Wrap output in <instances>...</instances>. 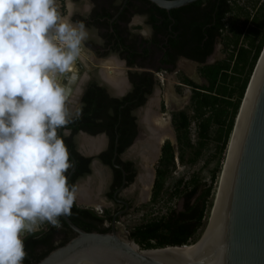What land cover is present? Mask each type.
I'll list each match as a JSON object with an SVG mask.
<instances>
[{
	"label": "trees",
	"instance_id": "trees-1",
	"mask_svg": "<svg viewBox=\"0 0 264 264\" xmlns=\"http://www.w3.org/2000/svg\"><path fill=\"white\" fill-rule=\"evenodd\" d=\"M239 1L241 0H197L166 12L146 0H141L150 8L149 10L137 8V13L147 17L146 22L152 27L154 34L167 37L165 57H169L168 51L171 48L173 56L183 55L191 61L202 64L213 51L217 40L228 53L225 58L212 64L198 66L197 72L203 79V84L198 85L182 77L181 83L190 88L187 107L189 111L179 110L170 113L175 144L179 152L178 160H182V155L187 150L191 155L187 162L193 164L202 149L208 143H213L215 162L210 170L209 183L203 185L194 178H190L188 182L183 178L175 180L170 194L171 197L179 195L184 188L185 191L181 194L182 209L180 211L172 209L164 216L131 231L128 237L139 249L190 245L204 226L203 219L211 206V202L207 201L214 195L213 183L220 173L222 165L220 161H223L226 153L233 121L251 71L264 44V0H245L247 6L242 7L237 5ZM101 12L108 17L112 16V13L106 10ZM228 14H231L232 19L226 24L225 17ZM157 16L161 18L158 24H156ZM152 40L156 41L154 37ZM159 41L161 40H157ZM184 47V51L179 49ZM169 61H172L171 56L166 60ZM142 101L143 99L134 103L131 96L107 99L102 94V89L87 88L79 115L72 117L70 122L61 128L70 131L68 137L62 135L61 137L76 161L69 184L88 173L89 161V158L81 157L74 152L71 137L78 131L88 135L105 132L112 140L115 131L118 135V152H121L135 134L134 118L130 110ZM191 122L195 125L194 142L189 135ZM173 158V147L165 141L155 168L154 199L162 189V179L168 173ZM199 188H201L200 193L191 201ZM71 211V215L66 217L83 231L106 232L99 228L102 218L94 212L79 208L75 204ZM59 220L60 228L47 224L43 229L23 237L27 253L23 264L36 263L73 236L61 217Z\"/></svg>",
	"mask_w": 264,
	"mask_h": 264
},
{
	"label": "clouds",
	"instance_id": "clouds-1",
	"mask_svg": "<svg viewBox=\"0 0 264 264\" xmlns=\"http://www.w3.org/2000/svg\"><path fill=\"white\" fill-rule=\"evenodd\" d=\"M93 7L84 0L82 14ZM64 9L61 14L56 0H0V264H23L22 233L45 223L60 228L59 218L71 215L76 200L57 131L72 118L58 77L76 72L89 31L82 21L71 22L79 11L73 0H64ZM146 19L134 15L129 27L150 39Z\"/></svg>",
	"mask_w": 264,
	"mask_h": 264
},
{
	"label": "flooded vegetation",
	"instance_id": "flooded-vegetation-1",
	"mask_svg": "<svg viewBox=\"0 0 264 264\" xmlns=\"http://www.w3.org/2000/svg\"><path fill=\"white\" fill-rule=\"evenodd\" d=\"M90 3L94 5L90 14L85 15L75 12L74 21H82L89 31V38L82 47L85 46L84 48L87 49L86 56L93 63H85L80 56L78 58L80 62L76 61L77 66L80 68L79 72L75 73L78 80L71 79L72 84L69 83L68 79L73 78V73L61 74L58 77L59 82H62V86L68 92V98L73 95V99L67 101L72 117L77 116V110L80 111L84 93L88 87L102 89V94L107 99H122L131 96L134 103L139 102L141 99L143 101L130 110L131 116L134 118L135 134L121 152H118V135L115 134V131L112 140L105 132L90 135H102L101 140L89 139L100 141V145L97 147L98 151L92 155L84 154L85 151H90V148L88 150L85 147L80 149L79 131L71 137L74 152L81 157L89 158L87 163L88 173L72 183L76 188L74 204L101 217L100 229L106 232L123 230L128 236L137 227L157 219L146 218V212L143 210L144 205L157 199L153 198L155 168H151L154 164L148 167L142 157L135 154L134 151L136 143L141 140L143 134L153 133L155 129L150 118L146 117V110L149 109L151 113H163L161 112L164 109L163 104L156 98L155 93L157 74L158 72H173L179 66H186V62H192L197 66L201 65L185 58L183 55L173 56L171 48L168 51L169 57H165L167 37L158 33L154 34L153 30L150 39H145L139 34H133L129 27L131 18L134 15L145 16L137 13V8L143 10H149L150 8L148 4L141 2V0H90ZM101 10L112 13V16L103 15ZM156 19L158 20L156 24L161 22L159 16ZM145 23L149 25L146 21ZM153 37L156 41L152 40ZM157 40L161 41L157 42ZM179 49L184 51L185 47ZM170 56L172 61L166 62L167 59H170ZM109 58L114 60L117 66H120L121 79L123 80V88L120 91L106 79L104 68L99 67L105 66L103 62ZM83 71H85V76L80 75ZM74 91H76L75 94ZM66 130L70 133L68 129L60 128L58 135L68 137L70 134L64 136ZM164 142L160 145V154ZM67 150L70 153L68 148ZM160 154L153 163L157 164ZM70 155L72 156L71 153ZM74 163L75 170V159ZM150 172L154 174L152 179ZM146 174L148 176L143 182L141 178ZM144 184H149L150 188L148 190L143 189ZM80 192H85L86 197L90 198L89 201L93 203L82 201L79 197Z\"/></svg>",
	"mask_w": 264,
	"mask_h": 264
},
{
	"label": "water",
	"instance_id": "water-1",
	"mask_svg": "<svg viewBox=\"0 0 264 264\" xmlns=\"http://www.w3.org/2000/svg\"><path fill=\"white\" fill-rule=\"evenodd\" d=\"M146 1L168 12L197 0ZM208 57L201 66L213 63ZM169 133L168 141L173 144L174 133L172 130ZM78 135L80 144L81 138L102 139V135L90 136L81 131ZM227 144L208 219L192 244L139 249L123 233L83 231L61 216L73 236L34 264H264V44ZM97 151L98 148L84 154ZM69 158L73 166L66 175L68 180L75 164L70 153ZM150 177H154L152 172ZM25 235L22 233V237Z\"/></svg>",
	"mask_w": 264,
	"mask_h": 264
},
{
	"label": "rangeland",
	"instance_id": "rangeland-1",
	"mask_svg": "<svg viewBox=\"0 0 264 264\" xmlns=\"http://www.w3.org/2000/svg\"><path fill=\"white\" fill-rule=\"evenodd\" d=\"M73 2L77 5L79 9V11H77L76 13L82 14L83 7H84V0H73ZM245 2H246L245 0H241L237 3V5L241 7L247 6ZM56 6L58 8V11L61 14L65 13L64 0H56ZM232 6L233 8H235L234 5ZM252 12L253 11H251V13ZM76 13H74L71 17L72 23H75L74 19L76 17L75 16ZM232 13L234 14L235 12L233 11ZM230 19H232V16L231 14H228L225 17L226 24L229 22ZM239 23L240 21L237 22V25ZM84 42H82V46ZM84 47H82L81 49L82 51L81 57L83 58V61L85 63H93L90 59L87 58L86 56L87 49H85ZM227 54H228L227 51L224 50L220 41L217 40L216 43L214 44L213 51L211 52L208 58H211L212 62H215V61L225 58ZM106 61L107 62L112 61V59L109 58L108 60H105L103 62V65H105ZM186 63H187L186 66H179L175 68L173 72H170V73L169 72H158L157 74V84H156V89H155L156 91L155 93L157 96L156 98L160 100L163 104L164 109L161 111L163 112L161 114H163L167 119L169 117V125L172 131H173V127L171 126V122H170V113L176 112L179 110L189 111L187 107L189 103L190 88L181 83L182 77H186L198 85L204 83L203 79L198 75V72H197L198 66L192 62H186ZM99 67L104 68V66H99ZM81 76H85V71L81 73ZM68 99L72 100L71 98H68ZM189 135H190L191 140L194 142L196 134H195V125L193 122H191L189 125ZM168 139L169 138H166L164 139V141ZM172 147L174 151L173 163L170 166L168 173L162 179V189L156 200L143 206V210L146 212L145 216L148 219L162 217L166 213H168V211L172 209L176 211H179L182 209L183 199L181 197V194L183 191H185L184 188L181 189V193L179 195L177 194L171 197V194H170L173 190L174 185L172 186V184L175 182V180L179 178H183L185 182H188L190 178H194V179H197L200 184L204 185V184L209 183L210 170L213 168L214 162H215L213 158L214 146L212 142L208 143V145L202 149L200 156L195 160L193 164H188L187 162L188 158L191 157L190 153L187 150L184 152L185 154L182 155V160L180 161L178 160L179 152L177 150L175 142L172 144ZM224 157H225V154H224ZM223 161H220L222 165H223ZM153 164H152L153 167L151 169L156 168L155 166L156 163H153ZM222 165L220 166V171H221ZM218 178H219V175L217 176L215 182L213 183L214 193L216 191ZM188 187H190V184L188 185ZM200 190L201 188H199L197 193L192 197L191 201L196 199V197L200 193ZM213 198H214V195L212 197H209L207 201L208 203L211 202V206L209 207L208 214L203 219L204 226L206 224L209 211L212 207ZM202 229L198 231V235L200 234ZM119 232L127 236V234H125L123 230Z\"/></svg>",
	"mask_w": 264,
	"mask_h": 264
},
{
	"label": "bare ground",
	"instance_id": "bare-ground-1",
	"mask_svg": "<svg viewBox=\"0 0 264 264\" xmlns=\"http://www.w3.org/2000/svg\"><path fill=\"white\" fill-rule=\"evenodd\" d=\"M81 49H82V45H81ZM77 61L80 62L78 59H77ZM76 63H75V67H76L75 73L79 72V70H80V68L77 66L78 63L77 64ZM103 70H104V74L106 73V75H105L106 79L109 80L110 83H112L118 91H120L123 88V80L121 79V69L119 66H117V63H115L113 60L108 61L107 63H105ZM75 73H73V78L68 77L69 83H71V84L73 82V81H71V79L72 80L73 79L78 80L77 79L78 76ZM80 75H81V73H80ZM60 83H62V82H60ZM69 88H71V87H69ZM75 93H76V91H74V94ZM72 96H71V99H73ZM149 112H150V110L147 111L146 117L150 118L155 129H154L153 133L150 132V133L143 134V137L140 138L141 140H139L136 143V145L134 147V151L136 152L135 154L142 157V159L148 165V167H151L153 162L158 157L161 142L164 141V139H166V138H169V139L171 138L170 133H169V132H171V130H170V125H169L168 119L163 114H161L160 112H153V113H151V112L149 113ZM157 133H158V135H157ZM156 135H157V137H159L158 138V141H159L158 145H157V141L155 140ZM80 142H81V145L84 146L87 150L89 148H90V150H93V149L95 150L100 145L99 140H87V139L85 140L84 138H81ZM147 176H148L147 174L142 176L141 180L144 182V180H146ZM219 176H220V174H219ZM148 188H150L149 184L143 185V189L148 190ZM79 197L81 198L82 201H85L87 203H93V202L89 201L90 198L86 197L85 192H80ZM186 246H188V245H186ZM168 250H170V251H172V250L173 251H181V249H168Z\"/></svg>",
	"mask_w": 264,
	"mask_h": 264
}]
</instances>
